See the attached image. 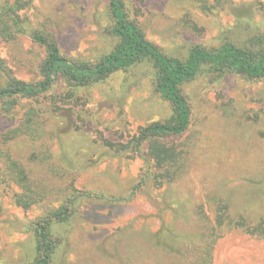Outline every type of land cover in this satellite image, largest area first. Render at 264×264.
<instances>
[{"label":"rangeland","instance_id":"rangeland-1","mask_svg":"<svg viewBox=\"0 0 264 264\" xmlns=\"http://www.w3.org/2000/svg\"><path fill=\"white\" fill-rule=\"evenodd\" d=\"M21 1L28 31L54 37L63 57L94 61L108 49L111 0ZM123 3L170 57L264 34V0ZM44 55L28 35L0 39L2 65L25 83L41 81ZM152 77L136 67L76 93L58 84L34 122L44 134L8 142L28 188L0 168V264H32L37 224L69 200L70 217L50 228L49 264H264V78L230 74L181 87L190 122L164 141L185 154L184 169L158 185L143 154L119 147L173 115ZM27 108L18 101L7 116L0 109V134L22 124Z\"/></svg>","mask_w":264,"mask_h":264},{"label":"trees","instance_id":"trees-1","mask_svg":"<svg viewBox=\"0 0 264 264\" xmlns=\"http://www.w3.org/2000/svg\"><path fill=\"white\" fill-rule=\"evenodd\" d=\"M123 1H110L108 13L111 24L106 32L111 43L106 52L94 61H73L61 55L54 37L28 31V19L20 14L27 3L0 0V39L9 42L28 35L35 44L44 48L45 53L38 66L41 81L35 84L14 78L0 61L2 115L10 114L18 101L28 103L22 124L0 134V168L17 187L28 188L27 175L24 168L11 158L6 146L20 136L35 141L37 136L44 134L34 122L40 119L41 114H47L45 108L50 105L49 96L58 84L64 83L69 92L76 93L119 72L126 73L136 67L149 71L155 92L171 106L173 115L164 124L155 123L141 129L134 138L119 147L123 151L143 154L148 172L161 185L174 181L184 169L185 154L164 141L165 137L182 135L190 122L191 109L181 87L198 78L218 79L230 74L249 80L264 78V34L251 36L242 44L227 42L216 49L194 46L185 58L170 57L148 41L140 25L130 20ZM16 201L19 205H28L25 197ZM71 204L69 200L48 220L37 224L32 264H49L54 249L50 228L53 223H62L70 217Z\"/></svg>","mask_w":264,"mask_h":264}]
</instances>
